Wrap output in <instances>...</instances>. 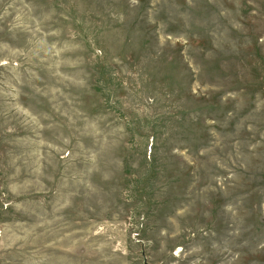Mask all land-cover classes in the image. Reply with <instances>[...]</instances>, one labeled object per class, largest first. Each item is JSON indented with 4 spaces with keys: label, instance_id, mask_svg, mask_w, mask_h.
<instances>
[{
    "label": "rangeland",
    "instance_id": "374dc122",
    "mask_svg": "<svg viewBox=\"0 0 264 264\" xmlns=\"http://www.w3.org/2000/svg\"><path fill=\"white\" fill-rule=\"evenodd\" d=\"M0 264H264V0H0Z\"/></svg>",
    "mask_w": 264,
    "mask_h": 264
}]
</instances>
